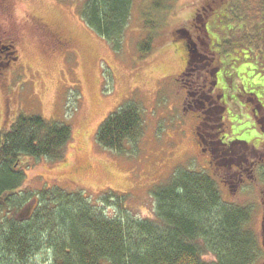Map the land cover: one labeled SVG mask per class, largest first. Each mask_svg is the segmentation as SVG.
I'll return each instance as SVG.
<instances>
[{
    "label": "rangeland",
    "instance_id": "374dc122",
    "mask_svg": "<svg viewBox=\"0 0 264 264\" xmlns=\"http://www.w3.org/2000/svg\"><path fill=\"white\" fill-rule=\"evenodd\" d=\"M84 2L7 0L8 14H0L3 29L15 27L7 42L12 52L0 56V130L23 114L68 124L73 132L63 159L22 158L23 188L80 191L92 201L108 192L128 194L133 214L154 218L155 187L180 170L206 172L225 202L251 208L247 227L261 248L255 264H264V127L258 119L264 111L255 108L259 102L264 109V17L256 5L133 0L120 36L106 38L84 20ZM189 34L202 55L190 67ZM203 88L224 104L212 116L224 117L226 142L252 146L244 180L224 162L215 168L199 143L204 108L188 92ZM125 103L137 106L142 126L137 140L118 153L98 144L96 132Z\"/></svg>",
    "mask_w": 264,
    "mask_h": 264
},
{
    "label": "trees",
    "instance_id": "16d2710c",
    "mask_svg": "<svg viewBox=\"0 0 264 264\" xmlns=\"http://www.w3.org/2000/svg\"><path fill=\"white\" fill-rule=\"evenodd\" d=\"M132 2L85 0L82 15L100 35L119 37ZM250 3L263 18L264 0ZM190 37L185 41L188 67L193 59L199 61L196 55L202 56ZM188 94L204 108L197 136L214 167L224 162L234 170L233 160L250 161L252 146L226 142L224 117L220 114L214 121L212 115L224 109L222 101L216 103L220 96L208 94L206 88ZM256 103L255 108L264 111ZM258 119L264 127V115ZM141 126L137 106L125 103L100 124L96 140L105 149L123 153L126 142L137 140ZM72 135L70 125L39 115L21 114L9 130H0V264H255L261 248L257 234L247 227L251 208L225 202L217 180L206 172L180 170L169 183L155 187L154 218L133 214L128 194L108 192L92 201L80 191L58 187L24 189L22 158L59 161ZM241 170L244 180L249 168ZM207 253L215 260L203 259Z\"/></svg>",
    "mask_w": 264,
    "mask_h": 264
},
{
    "label": "flooded vegetation",
    "instance_id": "af4514ba",
    "mask_svg": "<svg viewBox=\"0 0 264 264\" xmlns=\"http://www.w3.org/2000/svg\"><path fill=\"white\" fill-rule=\"evenodd\" d=\"M0 14L7 16V14H8V12H7V0H0ZM14 33H15V27H12L11 30H8V29L5 30V29H3V27L0 26V56L2 54L9 55L12 52L13 43L7 44V42H8V40L11 41V35H14ZM185 46H186V50H187V54H188V58H189V51H188L187 45L185 44ZM204 151H206V150H204ZM208 153L210 155V152H208ZM245 163H246V161L243 162L242 160L241 161L240 160H233L232 161L231 166L237 172L236 177L240 178V175H242L241 169H243Z\"/></svg>",
    "mask_w": 264,
    "mask_h": 264
}]
</instances>
